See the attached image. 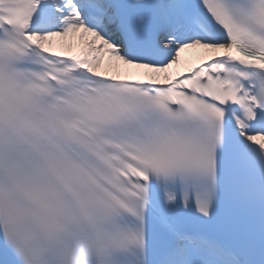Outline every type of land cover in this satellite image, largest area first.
Masks as SVG:
<instances>
[{"label": "snow or ice", "instance_id": "snow-or-ice-1", "mask_svg": "<svg viewBox=\"0 0 264 264\" xmlns=\"http://www.w3.org/2000/svg\"><path fill=\"white\" fill-rule=\"evenodd\" d=\"M0 264H264V0H0Z\"/></svg>", "mask_w": 264, "mask_h": 264}, {"label": "bare ground", "instance_id": "bare-ground-1", "mask_svg": "<svg viewBox=\"0 0 264 264\" xmlns=\"http://www.w3.org/2000/svg\"><path fill=\"white\" fill-rule=\"evenodd\" d=\"M183 57H184V59H193V60H195V58H196V53L194 52V51H192V50H189V51H187V52H185L184 54H183ZM182 70V69H181ZM175 71V70H174Z\"/></svg>", "mask_w": 264, "mask_h": 264}]
</instances>
